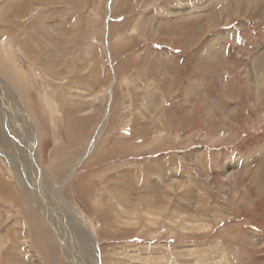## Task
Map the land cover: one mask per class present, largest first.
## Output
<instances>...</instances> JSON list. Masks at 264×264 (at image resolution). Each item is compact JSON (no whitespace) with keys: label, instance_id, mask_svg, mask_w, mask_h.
I'll list each match as a JSON object with an SVG mask.
<instances>
[{"label":"rangeland","instance_id":"rangeland-1","mask_svg":"<svg viewBox=\"0 0 264 264\" xmlns=\"http://www.w3.org/2000/svg\"><path fill=\"white\" fill-rule=\"evenodd\" d=\"M0 31V264H264V0H0Z\"/></svg>","mask_w":264,"mask_h":264},{"label":"bare ground","instance_id":"bare-ground-1","mask_svg":"<svg viewBox=\"0 0 264 264\" xmlns=\"http://www.w3.org/2000/svg\"><path fill=\"white\" fill-rule=\"evenodd\" d=\"M23 7H26V6H24V3L21 4V8H23ZM8 9H7V11H8ZM18 10H20V9H18ZM188 12L189 11H186L183 14H186ZM12 15H13V13H9L8 14V18L10 19V21H11ZM0 35H2L1 31H0ZM7 51H8V49L3 48L2 53L3 52H7ZM261 65H262V63H261ZM0 71L3 72L4 74L6 73L8 75L9 74H13V76L15 78L14 77L10 78L11 76L9 77L8 75L6 77H8V79L12 83H16L15 86L21 88L20 84H21V82L23 80L21 79V77H19V74H16V73H21V72L14 65H12L9 61H7V59L0 60ZM0 77L3 79V80L0 79V89L2 90L0 92V114L3 115L4 127L6 126V129H7V130L6 129L4 130L3 124H1L2 123L1 122L2 119H0V148H1L0 151L7 155V159L9 160V164L15 170L18 171V169H16V167H18V168L20 167V172L17 174L20 182L23 185H25L26 182H28V184H30L29 180L26 179V178H28V174L29 173L24 170L25 166H24V164L22 165L23 161H21V156L23 155V157H24V150L19 145H17L18 144V140L17 139H15L14 142H13L12 139H10V138L14 139V134L12 135V132L8 129V125H13L14 124V126L15 125L17 126L18 124H20L21 122L19 120H21V118H24V116H25V113H26L25 108H24L23 104L20 103L22 100L19 102V100L17 99L18 96H19L18 98H21V95L23 93L16 89L19 92V94H16L15 89H13L14 87L10 85L8 80L5 79L2 76H0ZM29 124H30V127H29L30 128V132H31V133L30 132L29 133L31 134V138L35 137V141H36V139H37L36 130L33 129L34 126L31 124V122H29ZM18 132L21 133L23 131H16V134L19 136ZM33 145L34 144H32V146ZM34 147H36V146H34ZM113 150H114V148H113ZM35 151L36 152L34 154H35V157H36L35 158L36 159V161H35V163H36L35 165L36 166L35 165L34 166L36 167L35 168V172H37V171H41L42 168L40 166V162H39V159H38L39 156H37V154H38L37 153V148L35 149ZM29 160H30V162L32 164L31 153H30V159ZM32 182H34V181H32ZM40 205H41V210L45 211V214L49 218L53 219L55 214H54V211H52L51 207H49V208L46 207L44 204H42V202L40 203ZM62 239L65 242L66 239L63 236H62ZM96 241H97V239H95V238L93 239L92 238V242L94 243V245H92V246H94V248H92V254H93V256H96V258H97V256L99 257V255H100V248H99V246L96 247ZM66 243H67V246H69V242L66 241ZM69 256H71V255H69ZM10 261H13L12 255L10 257ZM26 263H28V262L26 261Z\"/></svg>","mask_w":264,"mask_h":264}]
</instances>
